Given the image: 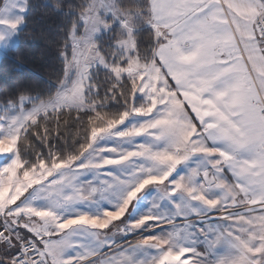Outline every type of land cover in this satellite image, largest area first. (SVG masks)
I'll list each match as a JSON object with an SVG mask.
<instances>
[{
    "label": "snow or ice",
    "instance_id": "1",
    "mask_svg": "<svg viewBox=\"0 0 264 264\" xmlns=\"http://www.w3.org/2000/svg\"><path fill=\"white\" fill-rule=\"evenodd\" d=\"M34 7L0 0V48ZM44 7L62 69L0 99V264H264V0Z\"/></svg>",
    "mask_w": 264,
    "mask_h": 264
},
{
    "label": "trees",
    "instance_id": "2",
    "mask_svg": "<svg viewBox=\"0 0 264 264\" xmlns=\"http://www.w3.org/2000/svg\"><path fill=\"white\" fill-rule=\"evenodd\" d=\"M46 2L56 0H31L35 7L24 28L25 35L20 37L16 48L0 59V99L5 90L11 91L18 84L41 91L49 80H55L60 74L59 55L66 19L45 8ZM66 2L79 4L82 0Z\"/></svg>",
    "mask_w": 264,
    "mask_h": 264
},
{
    "label": "rangeland",
    "instance_id": "3",
    "mask_svg": "<svg viewBox=\"0 0 264 264\" xmlns=\"http://www.w3.org/2000/svg\"><path fill=\"white\" fill-rule=\"evenodd\" d=\"M18 42H19V40L17 41L16 46L18 45ZM15 48H16V47H15ZM13 49H14V48H13ZM11 50H12V49H11ZM9 51H10V50H6V49H3V48H0V59H1L3 56L7 55Z\"/></svg>",
    "mask_w": 264,
    "mask_h": 264
}]
</instances>
